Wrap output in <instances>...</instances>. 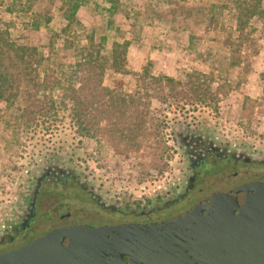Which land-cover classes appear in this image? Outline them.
Wrapping results in <instances>:
<instances>
[{
  "label": "rangeland",
  "instance_id": "obj_1",
  "mask_svg": "<svg viewBox=\"0 0 264 264\" xmlns=\"http://www.w3.org/2000/svg\"><path fill=\"white\" fill-rule=\"evenodd\" d=\"M68 3L79 5V22L64 32L60 7ZM255 3L241 41L236 0H0V25L13 40L42 49L41 75L51 81L75 59L65 43L83 45L88 33L105 38L107 55L114 41L129 42L126 70L105 75L106 84L128 93L137 91L145 67L184 81L191 72L205 74L199 94L152 100L165 143L158 165L80 135L57 87L49 88L31 123L20 116L21 101L11 107L0 98V215L16 204L32 165L55 151L68 153L109 199L134 202L154 199L182 176L186 158L174 135L180 121L203 123L222 138L264 150V0Z\"/></svg>",
  "mask_w": 264,
  "mask_h": 264
},
{
  "label": "trees",
  "instance_id": "obj_2",
  "mask_svg": "<svg viewBox=\"0 0 264 264\" xmlns=\"http://www.w3.org/2000/svg\"><path fill=\"white\" fill-rule=\"evenodd\" d=\"M236 1L238 37L242 41L244 26L257 13V4L256 0ZM78 7L76 3L60 7L67 20L64 32L79 22ZM104 39L88 33L83 45L65 43L66 50L74 47L75 59L63 68L61 77L51 81L47 73L41 75L40 68L46 61L42 49L13 40L9 31L0 25V98L11 107L21 101L24 106L20 116L31 123L42 111L49 88L57 87L63 103L70 106L71 118L80 135L105 141L120 154L136 153L143 161L158 165L165 143L160 138V121L151 111L152 100L164 101L169 97L179 100L190 93L196 95L197 82L205 74L194 71L184 81L168 74L155 75L145 67L138 76L137 91L128 93L106 84L105 75L108 70H126L124 61L129 42L114 41L107 55L101 49Z\"/></svg>",
  "mask_w": 264,
  "mask_h": 264
},
{
  "label": "flooded vegetation",
  "instance_id": "obj_3",
  "mask_svg": "<svg viewBox=\"0 0 264 264\" xmlns=\"http://www.w3.org/2000/svg\"><path fill=\"white\" fill-rule=\"evenodd\" d=\"M174 135L185 153L183 174L154 199H109L65 152L32 165L16 204L0 215V254L64 226L155 222L185 212L214 192L264 181L263 149L222 138L198 122H178Z\"/></svg>",
  "mask_w": 264,
  "mask_h": 264
},
{
  "label": "water",
  "instance_id": "obj_4",
  "mask_svg": "<svg viewBox=\"0 0 264 264\" xmlns=\"http://www.w3.org/2000/svg\"><path fill=\"white\" fill-rule=\"evenodd\" d=\"M0 264H264V181L155 222L57 228L1 253Z\"/></svg>",
  "mask_w": 264,
  "mask_h": 264
}]
</instances>
